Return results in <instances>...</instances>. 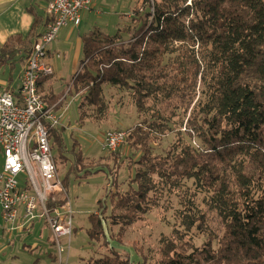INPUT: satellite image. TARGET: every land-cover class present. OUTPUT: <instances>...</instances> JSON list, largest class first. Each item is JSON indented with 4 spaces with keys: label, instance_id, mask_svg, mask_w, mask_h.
<instances>
[{
    "label": "trees",
    "instance_id": "16d2710c",
    "mask_svg": "<svg viewBox=\"0 0 264 264\" xmlns=\"http://www.w3.org/2000/svg\"><path fill=\"white\" fill-rule=\"evenodd\" d=\"M138 3L130 39L120 29L110 34L99 27L83 36L81 68L71 84L76 93L82 91L79 118L106 113L104 85L130 90L137 111L151 112L142 119L145 131L126 137V146L138 149L136 185L127 194L107 195L121 210L122 224L129 225L165 191L174 193L181 205L174 211L176 224L186 232L199 231L204 241L197 246L174 228L154 262L132 263L113 246L109 254L80 264H264V0ZM48 21L46 16L45 26ZM41 24V16H35L26 36L5 41L0 62L18 55L26 64ZM190 107L188 139L178 131L172 148L154 155L150 135L171 131L168 123L176 111L186 116ZM50 138L59 146V157L69 162L63 185L71 173L98 171L80 150L65 148L59 126L49 129ZM183 180H191L194 190H183ZM198 191L207 195V212L196 205ZM103 200L98 201L99 214L89 217L88 236L109 244ZM65 201L48 199L46 204L53 210ZM207 213L216 218L221 234L209 226ZM111 217L112 223H120L113 212Z\"/></svg>",
    "mask_w": 264,
    "mask_h": 264
},
{
    "label": "rangeland",
    "instance_id": "374dc122",
    "mask_svg": "<svg viewBox=\"0 0 264 264\" xmlns=\"http://www.w3.org/2000/svg\"><path fill=\"white\" fill-rule=\"evenodd\" d=\"M97 1L98 3L93 9L81 12L79 27L74 25L61 27L56 38L48 45L51 51L58 52V56L56 54L49 59L53 73L58 80L53 87L57 93L63 91L52 97L53 108H56L55 102H58L62 95L65 98L66 95L73 94L72 85H69L70 79L72 74L79 70L80 59L83 58L82 39L79 37V33L82 35L93 27H99L102 31L114 34L117 31L115 29L118 27L116 25L119 19H121L119 23L121 28L119 29L124 39H130V35L135 33L133 30L136 23L135 19L132 21L134 16L132 9L133 7L138 8V0ZM129 12L130 14L126 16ZM68 36H71L69 40H67ZM74 93L76 92L74 91ZM78 94L79 96L70 95L66 98V104L63 106L65 107L64 116L63 107L61 112L55 111L60 120L59 131L65 148L80 150L86 157L85 162L95 163L98 171L92 170L86 175H84L86 170L81 171L78 173L80 176H76L74 173L69 174L66 178V185H63V187L66 186L64 188V190L66 189L65 196H63L64 191L56 196V203L67 198L68 204L66 209L62 210V215L65 219L70 217L72 230L69 242L66 237L59 239L63 246L62 261H59L57 247L52 243L53 238L48 229V222L39 215L41 208L36 200L35 214L37 216L30 220L24 218L28 221L29 226L26 230L31 229L32 222L36 224V228L31 234L26 231L20 233L16 231L18 229H13L14 231L11 229L12 232L7 236L0 234V264H80L92 257L109 254L112 249L110 247L113 246L120 254L128 257L132 263L154 262L159 257L162 242L172 235L174 228L186 232L183 227L176 224L174 218V211L181 208L179 197L174 193L165 191L156 205L151 206L147 212L142 214V217L129 225L122 224L121 210L114 207L110 196L107 195L108 192L127 194L136 185L133 183V176L137 167L135 162L138 149L133 148L135 149L133 150L127 147L125 138V142L116 150H106L101 143L103 134L113 129L124 130L127 134H138L145 131L142 119L149 116L151 112L139 113L137 111L134 96L130 90L104 85V97L108 105L106 113L101 117H96V114L91 113L93 117L89 116L80 120L79 104L82 100V91ZM199 95L200 88H198ZM58 105L60 107L63 104ZM155 107L161 110L159 105ZM190 109L191 107L186 116L181 111H176V116L168 123L171 131L150 135L154 155L166 154L175 143L178 131L185 139H188V135L185 134V123ZM49 140L60 179H65L64 175L69 162L63 157H59V146L55 140L53 138ZM192 143L195 144L193 141ZM63 154L68 158L72 157L71 152L63 151ZM2 163L3 155L0 165ZM20 181H22V177ZM182 184L183 190L186 186H189V191L194 190L191 180H183ZM105 197L106 200H103L105 208L101 210L104 212L102 225L109 244L104 243L102 238L101 240H91L88 236L89 217L95 212L99 214L98 201H102ZM206 197V193L198 191L195 199L196 205L205 212H207L204 201ZM112 212L117 215L120 223H112ZM207 214L211 216L209 226L221 234L220 224L216 218ZM20 230L22 228H19ZM185 236L197 246H201L204 241V237L195 229L187 231ZM110 242H113L112 245ZM26 245H35V247L29 248Z\"/></svg>",
    "mask_w": 264,
    "mask_h": 264
},
{
    "label": "built area",
    "instance_id": "2783aa9c",
    "mask_svg": "<svg viewBox=\"0 0 264 264\" xmlns=\"http://www.w3.org/2000/svg\"><path fill=\"white\" fill-rule=\"evenodd\" d=\"M90 3L91 0H48L45 14L50 21L33 42L18 91L0 92V150L3 155L0 222L13 223L20 206L23 207V218H35L37 200L41 208L39 215L49 224L60 262L63 246L59 239L66 237L69 242L72 232L70 217L65 219L62 215L68 201L53 210L46 204L48 199L57 201L56 196L62 191L65 196L49 141V129L59 126L60 120L54 108L46 105L38 83L53 73L47 61L48 45L61 27L77 26L80 11L88 8ZM126 134L119 129L106 131L101 141L103 148L116 150L125 142Z\"/></svg>",
    "mask_w": 264,
    "mask_h": 264
},
{
    "label": "crops",
    "instance_id": "0c3cea01",
    "mask_svg": "<svg viewBox=\"0 0 264 264\" xmlns=\"http://www.w3.org/2000/svg\"><path fill=\"white\" fill-rule=\"evenodd\" d=\"M48 0H0V46L9 39H16L20 37L26 36L30 30L32 23L34 21L35 16L42 18V24L40 27H38V32H42L45 29L44 21H45V6ZM97 0H91V3L88 8L83 9L80 11V22L76 27H79L81 24V12L83 11H90L94 8L95 5H97ZM135 7H133L134 9ZM132 9V10H133ZM131 12V11H130ZM127 13L126 16H128ZM121 19H119L118 24L116 26L115 30H118L120 26ZM71 25V24H69ZM96 27L91 28L90 31L87 30V32L83 33L82 35L79 33V37L82 39L83 36L88 35L93 29ZM107 32V31H104ZM71 36L67 37V40H69ZM78 50V54H79ZM54 53V54H53ZM58 56V52L51 51L48 47V54H47V61L50 62L49 59L53 57L54 55ZM83 58L80 59V68H81V61ZM50 64V63H49ZM51 65V64H50ZM25 67V63L19 58L18 55H15L11 60L8 62H0V92L2 91H11L13 93H16L19 88L20 83V77L22 74V71ZM79 68V69H80ZM78 71V70H77ZM75 71L72 74V77L70 79L69 85L72 84L73 76L76 74ZM57 77L52 73L50 76L44 77L40 80L39 85V92L41 93L42 97L44 98L45 102L50 101V98H52L57 93L54 90V84L57 83ZM79 96L78 93L68 94L63 98V95L61 96L60 100L55 102L56 108L54 110L56 112H61V108L66 104V98L68 96ZM65 99V100H64ZM58 104H63L59 105ZM58 106V107H57ZM65 107H63L62 112L64 111ZM64 116V112H63ZM62 120V119H61ZM2 157V152L0 150V160ZM2 170V165H0V172ZM23 218V207L20 206L18 210V215L13 223L4 224L0 222V234H4L7 236L10 234V232L16 230L20 233L26 231L27 233L31 234L33 230H35L36 224L32 222L31 229L26 230L28 226L27 222L24 221ZM19 228H22V230L19 231ZM12 229V231H11ZM14 229V230H13ZM49 232L51 233L50 228ZM29 248L35 247V245H26Z\"/></svg>",
    "mask_w": 264,
    "mask_h": 264
}]
</instances>
